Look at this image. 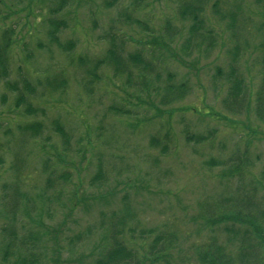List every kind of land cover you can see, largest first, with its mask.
<instances>
[{"label": "rangeland", "instance_id": "1", "mask_svg": "<svg viewBox=\"0 0 264 264\" xmlns=\"http://www.w3.org/2000/svg\"><path fill=\"white\" fill-rule=\"evenodd\" d=\"M192 2L0 0V40L6 30L12 39L0 69V264L19 261L13 250L5 258L8 227L17 243L36 245L40 264H94L105 229L124 219L140 264H201L199 247L227 240L204 228L206 205L249 193L264 211V120L255 111L264 0H200L207 46L192 41L183 9ZM52 21L66 24L57 32L66 51L51 42ZM112 39L124 58L149 66L132 67L130 83L103 62ZM240 77L245 104L233 111L229 89ZM24 81L34 93L18 97ZM7 204L19 207L13 221ZM159 235L174 244L161 254L162 239L150 256Z\"/></svg>", "mask_w": 264, "mask_h": 264}, {"label": "trees", "instance_id": "2", "mask_svg": "<svg viewBox=\"0 0 264 264\" xmlns=\"http://www.w3.org/2000/svg\"><path fill=\"white\" fill-rule=\"evenodd\" d=\"M193 2V5L191 3H188L187 5L184 3L183 6V9H186L188 12L190 11L189 15L193 18L192 21H194L190 30L192 41L195 42L196 40L199 41L201 45L207 46L206 39L207 37H212V33L205 34V32H207L205 29V22L199 19L198 15H200V10H202L200 0H193ZM183 16H185V14H183ZM61 26L65 27L66 24L64 22L52 21L50 24L51 29L49 31V36L52 44L55 42L54 44L56 46H58L61 50L66 51V46L58 42L57 32L58 28ZM7 32L8 30L4 31L2 39L0 40V69L5 70L6 73L11 62L10 50L12 46V39L11 37H7ZM103 62L112 66L120 76L127 73L128 83L131 82L130 77L132 67L137 70L145 71L149 68L143 58L133 55L128 58H124L119 53L118 45L115 43L114 39H112V47L108 50ZM260 64L264 70V55ZM97 65L99 64L97 63ZM237 79L238 80L236 82L232 83L235 84L234 87L229 89L230 100L227 102L231 104V110L233 109V111L242 109L245 104L244 100L239 99L241 97L239 91L244 89L243 86H245V82L241 77L240 79ZM24 82V92H20L18 97H24L26 94L32 95V93H34V91H31V84L28 81ZM21 102L23 101L18 100L17 105H20ZM31 107L32 106L27 105V114L36 113V111L33 112ZM112 109L116 110L114 107H112ZM255 111L257 115L264 120V78L257 93ZM21 130L25 132L30 131L31 134L29 136L31 138H35L38 133L36 127H24ZM34 131H37L36 134ZM199 140L203 142L204 138ZM157 141L160 140L156 137H152L151 144H155ZM1 163L2 161L0 160V164ZM212 164L214 163H211V165ZM47 171L48 169H45L46 173ZM234 172L239 173V170H234ZM99 178L100 176L96 179ZM51 182V179L48 178L47 187L51 186ZM16 202L17 200L15 199L14 204H16ZM26 202L28 203V200H26ZM9 206V204L4 205L3 212L7 220H11L12 218L13 221L16 218L19 207L18 205H14V207L11 208ZM259 207L258 203L255 202V199L249 193L244 195L240 194V196L237 195L232 199H222L214 205H206L205 211L201 214V218L204 219V228L209 229L210 231H214L215 227L221 229L220 231L222 234H226L227 240L221 244L218 237H216L207 242L205 246L199 247L196 250L198 261L201 264H264V211H262ZM28 211L29 210H26L25 213L29 214ZM123 226H127L125 219L122 220L120 224L116 222L111 223L110 228L105 229V234H103V244L97 259L94 261V264L141 263L139 259V251L131 247L130 240L124 235V232L126 233V231L124 229H120L123 228ZM4 231L8 234L9 240V242L5 243L6 246L4 247L6 253L5 258L10 254L11 250H13V253H17L18 255V264H40L41 255L35 253L36 245H33L32 241L29 242L26 238H24L22 241L20 240V242L17 243L18 237L14 228L9 229L8 227ZM129 232L131 233L132 230ZM144 234H147L146 231L142 232L141 235L143 236ZM160 241L165 242L168 247H163L162 250H160V253L162 254L166 251L165 255L168 254V250L171 246H173L174 241L170 237L163 238V235H159L150 246L148 255H153V252L157 248ZM231 249L234 250V254H232V256L227 254L228 250ZM159 260H161L160 257H155L153 263Z\"/></svg>", "mask_w": 264, "mask_h": 264}]
</instances>
